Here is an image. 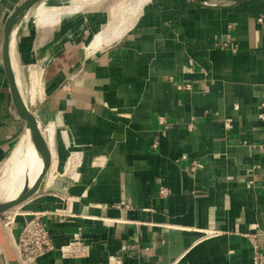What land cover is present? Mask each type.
Segmentation results:
<instances>
[{"label":"crops","instance_id":"crops-1","mask_svg":"<svg viewBox=\"0 0 264 264\" xmlns=\"http://www.w3.org/2000/svg\"><path fill=\"white\" fill-rule=\"evenodd\" d=\"M18 1L0 0V167L28 130L2 56ZM24 20L15 75L42 129L55 130L56 174L7 211L10 231L0 222V264H21L12 244L35 215L57 248L79 233L88 246L39 264H252L254 242L264 259V0L214 12L161 0L119 41L85 53L80 35L81 49L47 63ZM43 62L33 101L22 70Z\"/></svg>","mask_w":264,"mask_h":264},{"label":"bare ground","instance_id":"bare-ground-1","mask_svg":"<svg viewBox=\"0 0 264 264\" xmlns=\"http://www.w3.org/2000/svg\"><path fill=\"white\" fill-rule=\"evenodd\" d=\"M149 1L150 0H123L121 6L113 7L111 9L109 20L105 24L107 27L102 30L103 35L100 37L103 40L104 47L113 42L119 41L124 37L134 24H136V21L142 12V6ZM103 2H105V0L45 1L37 6L34 22L40 29H51L60 25L64 17L77 15L85 8L100 5ZM19 27L20 20H17L12 27L10 56L13 68L15 67L14 36L17 34ZM98 34H96V37ZM43 131L45 132L52 149L54 165L56 168L57 159L53 149V132L55 130L50 126ZM45 163L43 153L40 151L37 143L33 140L30 132L27 130V133L12 151L0 172V202L15 197L25 185L32 183L44 172ZM49 176H53L52 173Z\"/></svg>","mask_w":264,"mask_h":264},{"label":"rangeland","instance_id":"rangeland-1","mask_svg":"<svg viewBox=\"0 0 264 264\" xmlns=\"http://www.w3.org/2000/svg\"><path fill=\"white\" fill-rule=\"evenodd\" d=\"M158 1L161 0H150L148 3L143 5L141 8L142 12L136 22H138L139 19L142 18V16ZM122 2L123 0H105V2L100 5L85 8L77 15L64 17L59 26L51 29H40L35 24L34 16L38 6L37 5L30 10L26 18H24V31L28 34L27 36L29 42L37 47L38 51L36 55L43 59L46 58V63L50 62L48 59L51 56H58V54L62 53H74L76 48L81 49V38L79 39L80 35H83V52L85 51L86 53L87 48H89V50L94 53L96 50L104 47L103 40L100 37L103 35L102 30L107 27L105 24L109 20L111 9L113 7L121 6ZM96 34H98L97 37ZM14 52V71H16L17 56L15 47ZM43 64H45V62H43L36 69L27 66V68L22 70V74L25 73L24 75L26 76L25 80L23 79L22 85L24 86L25 84V91L28 92L27 94L31 93V100L33 101L35 100L37 93L40 92V85L43 82V74L41 71L44 66ZM30 70L32 73L31 76L29 73ZM35 70H37L36 74L38 75H34ZM4 164L0 167V172Z\"/></svg>","mask_w":264,"mask_h":264},{"label":"water","instance_id":"water-1","mask_svg":"<svg viewBox=\"0 0 264 264\" xmlns=\"http://www.w3.org/2000/svg\"><path fill=\"white\" fill-rule=\"evenodd\" d=\"M49 0H20L14 4L11 9L3 28V41H2V56L4 70L9 80L10 92L13 100L14 107L20 116V119L25 121L27 129L30 132L33 140L37 143L40 151L45 157V170L38 176L32 183L25 185L21 191L13 198L0 202V214L7 212L27 200L35 196L43 183V181L52 173L55 175V165L53 152L50 147L49 141L45 132L43 131L38 119L36 118L33 110L25 101L15 75V71L11 61V43H12V27L13 24L20 20V26L30 10L42 2ZM194 6L202 11L214 12L223 11L236 7L237 5L245 2L246 0H191ZM20 28V27H19ZM19 31V29H18ZM17 31V34H18ZM14 36L16 40V36Z\"/></svg>","mask_w":264,"mask_h":264},{"label":"built area","instance_id":"built-area-1","mask_svg":"<svg viewBox=\"0 0 264 264\" xmlns=\"http://www.w3.org/2000/svg\"><path fill=\"white\" fill-rule=\"evenodd\" d=\"M230 37V36H229ZM228 41H220L218 43L221 49H227L229 47ZM191 72L192 69H187ZM179 90H191L192 85L184 84L177 85ZM159 123L164 126V131L168 129L169 125L165 118L159 117ZM198 168V164L193 162L190 166V171L195 172ZM161 196H166L165 190H160ZM0 222L4 229L10 231L15 219V213L4 212L0 214ZM13 250L21 264H39L42 257L53 253L55 251H60L63 258H83L88 255V246L85 244L82 235L76 234L71 242L67 245L57 248L52 240V235L50 230L44 224L42 217L35 215L28 221H26L22 231L18 237V240L13 244ZM254 255L252 264H264V259L262 253L257 250V245L253 243Z\"/></svg>","mask_w":264,"mask_h":264}]
</instances>
